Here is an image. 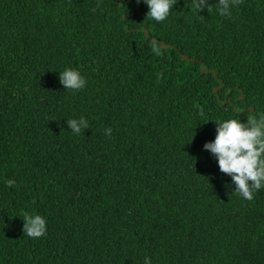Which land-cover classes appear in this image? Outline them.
Instances as JSON below:
<instances>
[{
	"label": "trees",
	"instance_id": "1",
	"mask_svg": "<svg viewBox=\"0 0 264 264\" xmlns=\"http://www.w3.org/2000/svg\"><path fill=\"white\" fill-rule=\"evenodd\" d=\"M173 2L158 23L137 0H0V264H264V187L232 193L202 147L264 112V0Z\"/></svg>",
	"mask_w": 264,
	"mask_h": 264
},
{
	"label": "clouds",
	"instance_id": "2",
	"mask_svg": "<svg viewBox=\"0 0 264 264\" xmlns=\"http://www.w3.org/2000/svg\"><path fill=\"white\" fill-rule=\"evenodd\" d=\"M147 6L146 18L156 22L164 21L170 9L174 7L173 0H137ZM239 0H216L217 14L230 16V9L238 4ZM209 0H195L194 8L199 15L205 7L207 11ZM152 51L159 55L155 43ZM58 80L63 90L76 92L86 86V79L77 68L65 67L58 71ZM159 77V74H157ZM67 129L74 135H79L81 130L88 129L87 119L79 117L64 120ZM111 128H105L106 136L111 134ZM203 149L208 151L215 159L218 169L231 178L234 185L232 193L238 194L244 200H251L253 192L264 187V112L256 118H248L245 122L237 119L217 120L215 122V136L211 141L203 144ZM14 183L9 179L8 186ZM23 234L31 238H39L46 233V219L40 214L23 213ZM143 264H151L145 257Z\"/></svg>",
	"mask_w": 264,
	"mask_h": 264
},
{
	"label": "water",
	"instance_id": "3",
	"mask_svg": "<svg viewBox=\"0 0 264 264\" xmlns=\"http://www.w3.org/2000/svg\"><path fill=\"white\" fill-rule=\"evenodd\" d=\"M146 35L149 37V34L146 32ZM162 46H164V43L162 42ZM205 71V66L202 68V72Z\"/></svg>",
	"mask_w": 264,
	"mask_h": 264
}]
</instances>
